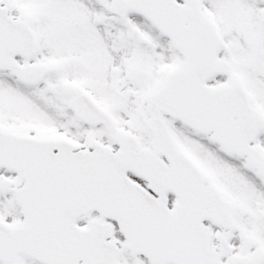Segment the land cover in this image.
Instances as JSON below:
<instances>
[{
	"label": "snow or ice",
	"instance_id": "6c2138e0",
	"mask_svg": "<svg viewBox=\"0 0 264 264\" xmlns=\"http://www.w3.org/2000/svg\"><path fill=\"white\" fill-rule=\"evenodd\" d=\"M0 264H264V0H0Z\"/></svg>",
	"mask_w": 264,
	"mask_h": 264
}]
</instances>
